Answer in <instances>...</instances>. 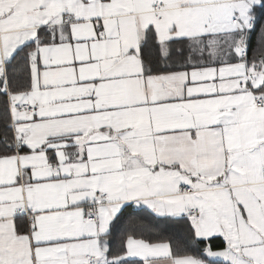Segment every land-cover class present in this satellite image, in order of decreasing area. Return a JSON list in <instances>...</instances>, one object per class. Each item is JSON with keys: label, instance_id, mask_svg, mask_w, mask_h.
<instances>
[{"label": "crops", "instance_id": "0c3cea01", "mask_svg": "<svg viewBox=\"0 0 264 264\" xmlns=\"http://www.w3.org/2000/svg\"><path fill=\"white\" fill-rule=\"evenodd\" d=\"M260 4L0 0V90L7 64L35 46L32 89L11 95L23 141L0 158V264H107L111 224L129 205L190 223L197 209L195 236L225 247L176 258L168 243L129 238L125 260L264 264V74L246 61L151 74L143 56L150 32L167 58L174 41L248 30Z\"/></svg>", "mask_w": 264, "mask_h": 264}, {"label": "trees", "instance_id": "16d2710c", "mask_svg": "<svg viewBox=\"0 0 264 264\" xmlns=\"http://www.w3.org/2000/svg\"><path fill=\"white\" fill-rule=\"evenodd\" d=\"M251 16L256 22L253 32L244 29L239 33L208 38L205 42L196 44L188 40L174 41L170 44L173 50L172 56L167 58L162 57L161 46L155 34L150 32L143 46L146 70L151 74H162L238 63L245 61L240 57L239 50L247 42L249 56L246 63L251 72L264 74V0H261L260 5L252 8ZM41 38L40 44L48 43L45 36L42 35ZM34 48L33 44L24 46L6 66L7 88L0 90V158L17 152L7 91L11 95L26 94L31 91L30 53ZM260 91L264 94V85ZM129 238L150 244L168 243L176 258L194 257L206 260V249L225 247L221 238L199 240L188 218H161L146 208L129 205L111 224L110 233L106 238L107 264H146L123 259ZM208 264L224 263L209 261Z\"/></svg>", "mask_w": 264, "mask_h": 264}, {"label": "built area", "instance_id": "2783aa9c", "mask_svg": "<svg viewBox=\"0 0 264 264\" xmlns=\"http://www.w3.org/2000/svg\"><path fill=\"white\" fill-rule=\"evenodd\" d=\"M164 10H165V3L164 2H161V1L154 2V13L156 14V16L158 18H160V15H161L162 12H164ZM234 22L237 23V20H235ZM255 27H256V22L255 21H251L249 26H248V30L253 32L255 30ZM241 56H242V58L245 61H247L248 56H249V43L241 50ZM5 82H6V88H7V78H5ZM7 94H8V98H9V104H10V114H11V121H12V128H13L14 145L16 147V150L18 151L19 150V146L22 144L23 139L21 137H19L17 135V133H16L15 125H14V121H13L12 113H11L12 106H13L12 100H11V94L8 91H7ZM257 106L258 107L264 106V100L263 99H259L257 101ZM21 109L25 110V111H28L31 114L35 112V108L34 107H30L28 105H22ZM97 199L100 202H104V201H106L107 198H106V196L98 193L97 194ZM22 217H23V215H22ZM24 217L29 222L30 228H32V226H33L32 216L29 213H26L24 215ZM199 219H200L199 211L197 209H194L193 212H192V216L190 218L192 226L195 227L197 225V222L199 221ZM89 220L94 221L95 220V216L92 214L90 216Z\"/></svg>", "mask_w": 264, "mask_h": 264}, {"label": "rangeland", "instance_id": "374dc122", "mask_svg": "<svg viewBox=\"0 0 264 264\" xmlns=\"http://www.w3.org/2000/svg\"><path fill=\"white\" fill-rule=\"evenodd\" d=\"M238 17L241 19L242 23L249 24V22H250V21H248L249 16L247 15L246 12H244L243 14L242 13L238 14Z\"/></svg>", "mask_w": 264, "mask_h": 264}]
</instances>
